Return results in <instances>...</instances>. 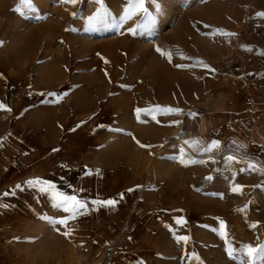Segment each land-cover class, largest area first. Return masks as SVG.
I'll return each mask as SVG.
<instances>
[{"label":"rangeland","instance_id":"obj_1","mask_svg":"<svg viewBox=\"0 0 264 264\" xmlns=\"http://www.w3.org/2000/svg\"><path fill=\"white\" fill-rule=\"evenodd\" d=\"M134 4L0 0V264H248L264 246V0ZM234 44L254 84L211 77ZM55 192L86 214L55 223Z\"/></svg>","mask_w":264,"mask_h":264},{"label":"snow or ice","instance_id":"obj_2","mask_svg":"<svg viewBox=\"0 0 264 264\" xmlns=\"http://www.w3.org/2000/svg\"><path fill=\"white\" fill-rule=\"evenodd\" d=\"M65 3H73L75 4L76 3V0H64ZM98 3H101L102 4V0H97ZM144 3H145V0H135V4H134V7H136L137 10H143V11H147V9H145L144 7ZM21 5L24 6V7H28L30 8L31 7V0H21ZM19 10V8L17 9ZM258 15H261V16H264V13H258ZM222 35H225V36H232V35H235L234 33H221ZM2 43V42H0ZM158 52H161V50L158 48L157 49ZM162 55H168L169 58L171 57V54L170 53H164V52H161ZM178 67H182V65H177ZM204 67H208L207 65H204ZM49 95H52L51 93ZM53 102H56V101H53ZM159 107V106H157ZM0 110H6V111H11L10 108H7V106L3 105V104H0ZM142 110L140 109H137V113L141 112ZM168 113H171V112H178L179 110L178 109H167L166 110ZM186 144L189 143L188 141L185 142ZM194 143H198V142H194ZM143 146V145H142ZM219 147V142L218 141H213L212 144L207 147L205 149V151H212L213 149L215 148H218ZM183 152V149L181 150ZM227 159L229 161H234L235 160V157L233 156H229L227 157ZM180 162L181 163H187L183 157L180 158ZM192 162H195V161H192ZM250 167H255V165H250ZM208 179H212L211 177H208ZM29 187H38L40 186V190L42 192H54L55 191V185L51 184L50 182H47V181H43L41 180L40 178H35V179H32V180H28L25 182ZM241 187L242 186H234L232 188V191L234 192H239L241 191ZM16 190H22V186L17 184L15 186V189L14 190H10V191H7V192H4L3 193V196L4 197H7L9 195H14L15 194V191ZM129 191H132V189H129ZM53 199L55 200V205L57 208L59 209H62L65 213H67L68 215L64 218H61L59 220H56L55 223H58V224H61V225H65V227L68 226L69 224V221L71 220H75L78 215L80 214H86V212L84 210L87 209L88 207V204L87 202H84V201H81V200H78L75 196H69V195H66L64 193H59V192H55V195L53 197ZM93 204H97L101 207H115V205L117 204V201L116 200H103V201H93L92 202ZM8 205L7 204H0V207H7ZM177 223H183L182 220H177ZM221 227L223 228V222H221ZM252 227H255V225H252ZM70 233L69 232H65L64 235H69ZM178 241L180 240H183L185 242H187V240L189 239L188 237H185V236H181V237H178L177 238ZM228 254L229 256H232L233 255V250L232 249H228ZM261 255V256H264V246H261L260 248H253L251 246H247L245 251H244V255H246L248 258H249V261H248V264H251V261L256 259L257 258V255ZM195 259L197 261H199V257H195ZM199 264H203L202 261H199ZM243 264V262H242Z\"/></svg>","mask_w":264,"mask_h":264},{"label":"built area","instance_id":"obj_3","mask_svg":"<svg viewBox=\"0 0 264 264\" xmlns=\"http://www.w3.org/2000/svg\"><path fill=\"white\" fill-rule=\"evenodd\" d=\"M251 62L252 57L244 55L239 46L234 44L223 53L219 61L211 69L210 74L213 79L222 82L237 83L240 80H245L254 84V78L246 73Z\"/></svg>","mask_w":264,"mask_h":264},{"label":"crops","instance_id":"obj_4","mask_svg":"<svg viewBox=\"0 0 264 264\" xmlns=\"http://www.w3.org/2000/svg\"><path fill=\"white\" fill-rule=\"evenodd\" d=\"M69 254H70V256H72V255L74 254V251H73V250H70V251H69ZM63 257H65V256H61V257H60V259L58 260L59 263H61Z\"/></svg>","mask_w":264,"mask_h":264}]
</instances>
